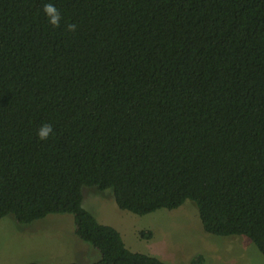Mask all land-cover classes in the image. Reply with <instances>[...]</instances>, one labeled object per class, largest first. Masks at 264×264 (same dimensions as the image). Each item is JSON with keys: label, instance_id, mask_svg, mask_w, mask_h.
I'll return each mask as SVG.
<instances>
[{"label": "trees", "instance_id": "16d2710c", "mask_svg": "<svg viewBox=\"0 0 264 264\" xmlns=\"http://www.w3.org/2000/svg\"><path fill=\"white\" fill-rule=\"evenodd\" d=\"M85 189L140 216L192 201L264 256V0H0V221L71 215L91 264H166Z\"/></svg>", "mask_w": 264, "mask_h": 264}, {"label": "rangeland", "instance_id": "374dc122", "mask_svg": "<svg viewBox=\"0 0 264 264\" xmlns=\"http://www.w3.org/2000/svg\"><path fill=\"white\" fill-rule=\"evenodd\" d=\"M84 208L119 231L127 248L166 264H191L201 254L205 264H264V256L245 236H215L204 231L192 201L175 210L140 216L121 210L112 190L85 189ZM71 215H49L30 225L13 216L0 221V264H91L99 252L82 242ZM152 234L144 239L141 233Z\"/></svg>", "mask_w": 264, "mask_h": 264}, {"label": "clouds", "instance_id": "9594fccd", "mask_svg": "<svg viewBox=\"0 0 264 264\" xmlns=\"http://www.w3.org/2000/svg\"><path fill=\"white\" fill-rule=\"evenodd\" d=\"M45 11L52 17V20L51 22L53 24H55L58 20V16L55 15V9L54 7L51 5V4H48L45 6ZM50 133H52V127L51 125H48V124H44L41 126V128L38 130V137L41 139V140H44V139H47L48 136L50 135Z\"/></svg>", "mask_w": 264, "mask_h": 264}]
</instances>
